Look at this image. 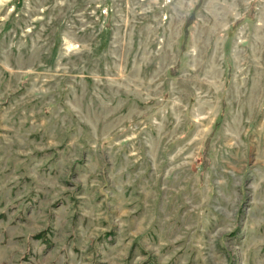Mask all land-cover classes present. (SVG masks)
<instances>
[{
	"label": "rangeland",
	"instance_id": "rangeland-1",
	"mask_svg": "<svg viewBox=\"0 0 264 264\" xmlns=\"http://www.w3.org/2000/svg\"><path fill=\"white\" fill-rule=\"evenodd\" d=\"M0 264H264V0H0Z\"/></svg>",
	"mask_w": 264,
	"mask_h": 264
}]
</instances>
